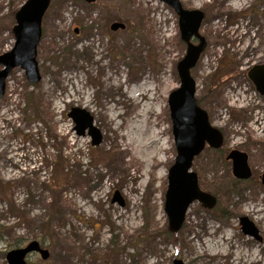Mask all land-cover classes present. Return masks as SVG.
<instances>
[{
    "label": "rangeland",
    "instance_id": "374dc122",
    "mask_svg": "<svg viewBox=\"0 0 264 264\" xmlns=\"http://www.w3.org/2000/svg\"><path fill=\"white\" fill-rule=\"evenodd\" d=\"M26 1L0 0V54L14 47L15 13ZM180 1L205 15V48L192 76L224 145L207 146L193 170L217 205L194 201L181 230L166 233L177 154L168 100L188 47L175 9L162 0H52L38 45L42 79L30 83L16 67L0 104V264L32 240L50 257L32 253L27 264H264V95L249 78L264 64V0ZM115 21L126 27L112 30ZM75 106L94 116L100 144L74 130ZM234 149L247 155L246 180L226 158ZM242 217L258 236L242 230Z\"/></svg>",
    "mask_w": 264,
    "mask_h": 264
},
{
    "label": "water",
    "instance_id": "95a60500",
    "mask_svg": "<svg viewBox=\"0 0 264 264\" xmlns=\"http://www.w3.org/2000/svg\"><path fill=\"white\" fill-rule=\"evenodd\" d=\"M52 0H27L15 13L16 24L13 33L16 41L12 50L0 54V103L5 94L6 79L16 67L25 70L30 83L42 79L38 62V45L42 38V22ZM93 3L96 0H85ZM175 9L179 15L181 38L187 43V52L178 62L180 86L169 94V107L173 124L176 157L168 172V188L165 195L164 210L168 217L169 230L177 233L181 230L188 209L194 201H199L206 208L212 209L217 198L199 185L198 174L193 170L194 160L207 147L220 149L224 143L223 133L210 122L208 112L197 102V82L192 76V69L205 48V41L200 34L204 12L199 9L189 10L180 0H162ZM112 30L124 29L123 22L115 21ZM77 31V30H76ZM192 37L199 39L198 44L191 42ZM256 70V72H254ZM249 78L257 90L264 95V64L249 72ZM69 117L75 123L74 130L84 136L88 132L93 137V145L101 142V133L95 124L91 112L83 107H72ZM227 159L232 161L235 177L246 180L251 177L247 155L238 149L231 150ZM264 183V174H263ZM114 201L123 204L118 192ZM241 228L246 234L258 236V230L248 217L241 218ZM39 252L43 260L50 257V252L42 248L39 241L33 240L26 246L15 248L7 253L9 264H27V256ZM173 264H187L183 259L175 258Z\"/></svg>",
    "mask_w": 264,
    "mask_h": 264
},
{
    "label": "bare ground",
    "instance_id": "6f19581e",
    "mask_svg": "<svg viewBox=\"0 0 264 264\" xmlns=\"http://www.w3.org/2000/svg\"><path fill=\"white\" fill-rule=\"evenodd\" d=\"M119 75V74H118ZM146 80V79H145ZM123 81V80H122ZM119 82V84H121V81L119 80L118 81ZM124 82V81H123ZM145 83H147V82H145ZM113 84H115L114 82H113ZM118 84V83H117ZM141 85H142V83H141ZM143 85H144V83H143ZM137 88H138V86H137ZM125 89V88H124ZM132 89V88H131ZM141 89V86H139V90ZM134 92H136L135 90H134ZM139 93V92H138ZM131 94V93H130ZM130 96V95H129ZM133 97V96H132ZM136 97V96H135ZM140 103V102H139ZM135 106L137 105V102H136V100L134 101V103H133ZM143 104V103H142ZM133 106V105H132ZM142 106V105H141ZM112 110V109H111ZM113 113V112H112ZM109 117H110V115H109ZM111 121H112V119H110L109 118V120L107 121L108 123H110L111 124ZM155 126L157 127V129H158V134H161V127H160V122H157L156 124H155ZM114 127V126H113ZM137 129V128H136ZM135 129V130H136ZM134 130V131H135ZM159 140H161V138L159 139ZM158 142V140H155V141H152L151 142V144L153 145V144H156ZM132 143V142H131ZM130 143V144H131ZM126 145V147L125 148H123L122 149V151L124 152V154L125 155H128V153H129V149H128V144H125ZM157 154V153H156ZM157 156V155H156ZM156 156H154L155 157V159H154V165L155 166H159L160 165V163H159V161L157 160V158H156ZM136 161H138L139 163H141L143 160L141 159V157L140 156H134L133 157ZM263 212V211H262ZM209 236H210V234H209ZM205 242H207L206 240L204 241V243ZM241 246V245H240ZM245 249V248H244ZM251 249H249V251H250ZM251 254V253H250ZM250 254H248V255H246L248 258H253V259H257L258 258V256L256 257L254 254H252V255H250ZM260 259H263V256L262 257H259ZM238 258H235V259H233V261H231V262H229L228 264H237L235 261L237 260Z\"/></svg>",
    "mask_w": 264,
    "mask_h": 264
},
{
    "label": "trees",
    "instance_id": "16d2710c",
    "mask_svg": "<svg viewBox=\"0 0 264 264\" xmlns=\"http://www.w3.org/2000/svg\"><path fill=\"white\" fill-rule=\"evenodd\" d=\"M0 228H2V226H0ZM51 228V230H52V225L51 224H49V223H47V224H44V231H45V234H50V231H49V229ZM170 231H166V233H168V234H170L169 233ZM133 241V240H132ZM134 242V241H133ZM138 245H139V242H135L134 243V247H138ZM112 259H107V262H109V261H111Z\"/></svg>",
    "mask_w": 264,
    "mask_h": 264
},
{
    "label": "flooded vegetation",
    "instance_id": "af4514ba",
    "mask_svg": "<svg viewBox=\"0 0 264 264\" xmlns=\"http://www.w3.org/2000/svg\"><path fill=\"white\" fill-rule=\"evenodd\" d=\"M51 3H52V1H51ZM50 5H51V4H50ZM48 9H49V8H48ZM47 11H48V10H47ZM47 11H46V12H47ZM45 14H46V13H45ZM257 46L261 47V43H258V44L255 46V48H257ZM261 131H263V134H264V129L262 130V128H260V132H261ZM223 145H224V143H223ZM223 145H222L220 148H222ZM229 153H230V152H229ZM229 153H228V154H229ZM226 158H227V156H226ZM228 160H229V159H228ZM230 161H231V160H230ZM231 162H232V161H231ZM232 172H233V171H232ZM36 254L40 255L39 252H36Z\"/></svg>",
    "mask_w": 264,
    "mask_h": 264
}]
</instances>
